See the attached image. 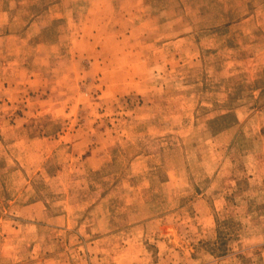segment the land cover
Instances as JSON below:
<instances>
[{
	"label": "rangeland",
	"instance_id": "374dc122",
	"mask_svg": "<svg viewBox=\"0 0 264 264\" xmlns=\"http://www.w3.org/2000/svg\"><path fill=\"white\" fill-rule=\"evenodd\" d=\"M0 264H264V0H0Z\"/></svg>",
	"mask_w": 264,
	"mask_h": 264
}]
</instances>
